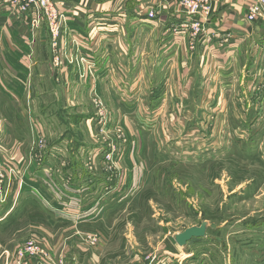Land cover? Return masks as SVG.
<instances>
[{
    "label": "rangeland",
    "instance_id": "374dc122",
    "mask_svg": "<svg viewBox=\"0 0 264 264\" xmlns=\"http://www.w3.org/2000/svg\"><path fill=\"white\" fill-rule=\"evenodd\" d=\"M40 31L0 58V264L39 233L35 264H264V53L232 75L176 60L165 88L140 45L55 60ZM201 221L221 227L172 241Z\"/></svg>",
    "mask_w": 264,
    "mask_h": 264
},
{
    "label": "crops",
    "instance_id": "0c3cea01",
    "mask_svg": "<svg viewBox=\"0 0 264 264\" xmlns=\"http://www.w3.org/2000/svg\"><path fill=\"white\" fill-rule=\"evenodd\" d=\"M57 1L64 2L66 12L78 14L82 22L85 21L89 35L85 43L95 52L94 57L126 56L127 45H140L136 47L140 49L142 58L155 60V72L164 74L162 84L165 88L169 86L168 81L172 80L170 76L176 60L181 68H190L197 63L202 71L211 69V72L218 70L232 75L244 68L246 60L250 59V63H253L254 56L258 58L260 53H264V23L249 24L245 19L249 0H210L215 12L205 26L204 35L195 41L193 49H190L187 37L173 34L172 28H178L177 20H186L174 0H147L146 5L158 10L155 20H145V4L140 3L143 0ZM42 27L32 31L26 22L9 16L7 8L0 1V58L25 57V50H21L20 44L23 45L22 49L26 44H31L36 34L42 32ZM38 36L44 37L41 34ZM69 38L65 36L62 43L68 44ZM1 64L0 73L7 75L9 70ZM22 73L25 74L24 67L17 73L21 79L24 76ZM29 86L27 96L30 103L36 97V91ZM83 200L86 202V199ZM39 234L43 239V248L54 254L44 235ZM15 249L11 245L6 251ZM37 259L41 260L38 257L29 264H35Z\"/></svg>",
    "mask_w": 264,
    "mask_h": 264
},
{
    "label": "built area",
    "instance_id": "2783aa9c",
    "mask_svg": "<svg viewBox=\"0 0 264 264\" xmlns=\"http://www.w3.org/2000/svg\"><path fill=\"white\" fill-rule=\"evenodd\" d=\"M7 8L9 16L26 22L31 30H35L44 25L48 31L51 40L50 48L54 47L53 57L57 60L59 57H74L77 53L81 61L92 59V52L84 46L88 40L87 26L78 14L68 13L65 10L64 2L57 0H0ZM186 20H178V28H173L176 33L182 32L189 40L190 49H193L195 41L200 39L205 32V26L214 14L215 10L210 0H174ZM147 3V2H146ZM145 20H155L157 17L156 8L151 5H145ZM246 22L249 24L255 22L264 23V0H249L245 14ZM65 36H69L68 44L74 50L62 52L57 51L59 45ZM66 43V42H65ZM86 44V43H85ZM42 237L37 234L27 236L25 242L14 251H5L7 264H29L30 261L38 257H46L49 254L43 248ZM43 263V262H42Z\"/></svg>",
    "mask_w": 264,
    "mask_h": 264
},
{
    "label": "water",
    "instance_id": "95a60500",
    "mask_svg": "<svg viewBox=\"0 0 264 264\" xmlns=\"http://www.w3.org/2000/svg\"><path fill=\"white\" fill-rule=\"evenodd\" d=\"M221 225H215L209 221H202L198 226H191L184 231L172 235L175 244L183 249L192 239L205 238L208 229L220 228Z\"/></svg>",
    "mask_w": 264,
    "mask_h": 264
},
{
    "label": "trees",
    "instance_id": "16d2710c",
    "mask_svg": "<svg viewBox=\"0 0 264 264\" xmlns=\"http://www.w3.org/2000/svg\"><path fill=\"white\" fill-rule=\"evenodd\" d=\"M72 169H77V167H72ZM81 172L83 173L84 171L83 170H81ZM202 222V221H201ZM216 230V229H215ZM206 238V237H205ZM201 239V238H200ZM172 241H173V239H172ZM195 241H199V239H192L189 243H193V242H195ZM174 242V241H173ZM175 243V242H174ZM188 243V244H189Z\"/></svg>",
    "mask_w": 264,
    "mask_h": 264
}]
</instances>
